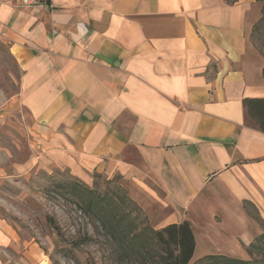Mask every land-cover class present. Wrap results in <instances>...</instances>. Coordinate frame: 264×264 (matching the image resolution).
Instances as JSON below:
<instances>
[{"label": "crops", "instance_id": "crops-1", "mask_svg": "<svg viewBox=\"0 0 264 264\" xmlns=\"http://www.w3.org/2000/svg\"><path fill=\"white\" fill-rule=\"evenodd\" d=\"M0 0V41L19 70L0 98V179L34 168L83 183L127 180L187 220L216 188L264 200V132L244 98L260 0ZM191 226V225H190ZM0 264H50L0 217Z\"/></svg>", "mask_w": 264, "mask_h": 264}, {"label": "rangeland", "instance_id": "rangeland-1", "mask_svg": "<svg viewBox=\"0 0 264 264\" xmlns=\"http://www.w3.org/2000/svg\"><path fill=\"white\" fill-rule=\"evenodd\" d=\"M248 33L247 65L264 81V0ZM19 70L0 41V98L17 89ZM165 209L127 180L90 184L65 170L42 168L0 179V217L22 241L35 242L50 264H156L155 229ZM195 238L189 264H264V200L237 201L221 189L188 216ZM225 256L239 262L219 258Z\"/></svg>", "mask_w": 264, "mask_h": 264}, {"label": "trees", "instance_id": "trees-1", "mask_svg": "<svg viewBox=\"0 0 264 264\" xmlns=\"http://www.w3.org/2000/svg\"><path fill=\"white\" fill-rule=\"evenodd\" d=\"M246 118L260 131L264 132V97L244 98ZM156 247L150 251V258L156 264H189L195 249V238L187 220L169 223L155 229ZM219 258L239 262L234 258Z\"/></svg>", "mask_w": 264, "mask_h": 264}, {"label": "built area", "instance_id": "built-area-1", "mask_svg": "<svg viewBox=\"0 0 264 264\" xmlns=\"http://www.w3.org/2000/svg\"><path fill=\"white\" fill-rule=\"evenodd\" d=\"M22 5L32 6L35 5L33 0H22Z\"/></svg>", "mask_w": 264, "mask_h": 264}]
</instances>
